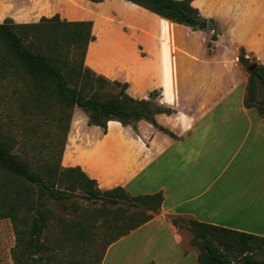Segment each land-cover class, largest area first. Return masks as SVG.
<instances>
[{"label":"crops","instance_id":"1","mask_svg":"<svg viewBox=\"0 0 264 264\" xmlns=\"http://www.w3.org/2000/svg\"><path fill=\"white\" fill-rule=\"evenodd\" d=\"M193 4L220 25L214 47L203 30L144 8L128 38L144 53L132 47L127 58L124 43L114 48L112 79L138 99L158 91L155 101L173 111L155 114L158 126L110 120L104 130L74 121L68 133L63 166H80L102 190L164 196L150 221L110 244L101 264H200L191 231L175 216L264 237V115L246 105L249 72L239 59L243 47L264 65V0ZM147 15L163 25L156 36L150 21L137 20Z\"/></svg>","mask_w":264,"mask_h":264},{"label":"trees","instance_id":"2","mask_svg":"<svg viewBox=\"0 0 264 264\" xmlns=\"http://www.w3.org/2000/svg\"><path fill=\"white\" fill-rule=\"evenodd\" d=\"M128 1L193 30H206L211 20L214 33L210 48L220 34L216 21L203 16L193 0ZM94 40L92 20H69L59 13L42 16L36 22L17 23L12 19L0 22V79L21 81L23 111L29 118L42 116L55 120L62 132L57 159L48 158L38 168L14 151L16 141L12 136L0 133V219L10 218L15 226L17 264H42L44 253L49 249L44 241L48 215L44 203L37 198L49 196L64 204L73 193L83 191L87 199L101 198L104 202L119 204L124 198L130 206L138 208L128 221H119L123 216L116 215L111 221L116 233L103 248L86 253L84 259L72 264H101L110 244L152 219L153 215L146 210L158 212L162 207V192L131 196L124 187L102 190L80 166L61 165L71 120V111L66 108L82 109L90 125L104 130L110 120L135 125L145 119L158 126L155 114L173 111L155 101L158 91H153L150 99L135 98L127 92V82L111 80L88 67L85 59L89 44ZM239 59L249 72L246 105L257 107L264 115V65L254 57H247L243 47ZM254 64L255 68L249 71ZM114 87L119 90L113 91ZM260 87L263 95L257 99ZM54 101L61 105L58 117L54 113ZM34 183L41 185L37 198V191L31 187ZM172 221L192 232L191 243L200 249V264H264L263 236L183 217H172ZM88 235V228L81 226L74 231V242L78 246L90 243Z\"/></svg>","mask_w":264,"mask_h":264},{"label":"rangeland","instance_id":"3","mask_svg":"<svg viewBox=\"0 0 264 264\" xmlns=\"http://www.w3.org/2000/svg\"><path fill=\"white\" fill-rule=\"evenodd\" d=\"M140 9L144 8L128 0H0V21L12 19L17 23L36 22L42 16H52L56 13L69 20H92L95 40L89 44L85 64L113 80L111 76L117 68L115 44L124 43L122 46L127 58L132 47L144 53V46L128 41V38L133 36L129 25L134 23V15ZM137 20L150 21L148 26L152 36H156L158 29L163 26L150 15ZM216 23L221 34L220 25L217 21ZM203 32L209 39L214 33L208 29ZM188 33L192 32L188 30ZM19 89H22L21 81L0 79V133L12 136L16 141L14 151L29 160L34 168H38L48 158L52 161L55 157L57 159V149L62 146L61 141L59 142L62 132L55 120H46L42 116L29 118L21 106L23 95ZM118 90L119 87L113 89L115 92ZM262 95L263 90L260 87L257 99H261ZM53 109L58 117L61 105L57 101H54ZM65 110L71 111L70 128L74 121L78 125H86L89 122L87 113L82 109L75 106ZM31 187L37 191V198L41 185L34 183ZM37 200L44 203L43 207L48 215L44 241L49 249L44 253L45 260L42 264H72L78 259H84L83 256L90 251L101 250L110 236L116 233L115 227L111 225L116 215L123 216L119 221H128L138 211V208L129 205L127 199L121 198L119 204H113L104 202L101 198L87 199L83 191L73 193L64 204L49 196ZM145 212L150 214V210ZM81 226L88 228V240L91 242L78 246L74 242V231L79 230ZM16 248L17 233L12 220L0 219V264H17L14 259Z\"/></svg>","mask_w":264,"mask_h":264},{"label":"water","instance_id":"4","mask_svg":"<svg viewBox=\"0 0 264 264\" xmlns=\"http://www.w3.org/2000/svg\"><path fill=\"white\" fill-rule=\"evenodd\" d=\"M207 29L210 30V31H211V30L214 31V29H213V23H212L211 20L208 21V28H207ZM255 66H256V64L250 66V67L248 68L249 71H252V70L255 68Z\"/></svg>","mask_w":264,"mask_h":264}]
</instances>
